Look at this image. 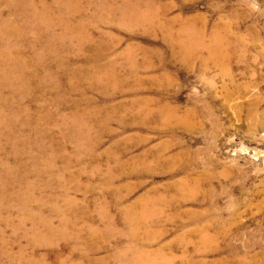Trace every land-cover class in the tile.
I'll return each instance as SVG.
<instances>
[{
  "label": "rangeland",
  "instance_id": "1",
  "mask_svg": "<svg viewBox=\"0 0 264 264\" xmlns=\"http://www.w3.org/2000/svg\"><path fill=\"white\" fill-rule=\"evenodd\" d=\"M157 3L167 7L160 17L193 19L204 46L180 51L181 22L172 40L119 14L90 25L88 50L58 67L65 85L50 83L48 109L63 115L79 104L98 110L99 123L84 143L54 120L44 153L23 156L26 180L0 178V264H264V0ZM95 48L111 78L95 76ZM68 64L83 74L66 78ZM65 220L71 236L38 239L36 230Z\"/></svg>",
  "mask_w": 264,
  "mask_h": 264
},
{
  "label": "bare ground",
  "instance_id": "2",
  "mask_svg": "<svg viewBox=\"0 0 264 264\" xmlns=\"http://www.w3.org/2000/svg\"><path fill=\"white\" fill-rule=\"evenodd\" d=\"M92 7L95 8V10L93 9L94 11H92ZM101 10H103V12H105V16L103 17V19H102V17L100 18ZM160 12H165V14H166L167 13V7L162 6V4L159 5L157 3V0H0V157L4 156L7 158L6 161H4V162L0 161V178L2 179L3 183H5L8 186V183H9V185L10 184L12 185V183H16L19 180L23 181V179H25L20 174L22 168L26 167L25 166V160H26L25 158H27V157L24 158L23 156L26 154H29V155L35 157L34 161H37L36 156H39V153H37V155L34 153L36 156L32 155V151H33L32 149L36 148L41 152L45 151V149L43 150V147H42L43 144L41 145V143L43 141V138L45 136L47 137V131L50 129L49 126H51L50 124H52V122L54 120L61 121L64 124L65 128H67L68 133L70 134V138L76 140V142L77 141H83L84 143L89 142V134H90V131H91L92 126H93L92 124H94L93 123L94 121H97V122L99 121V117H100V116H98L99 111L94 110V109L88 110L87 108H84V107L83 108L81 107L82 108L81 109L79 107V104H75L74 107L71 109V111H68L69 114H63V115L58 114L57 115L56 113H53L54 111L53 112L51 111L52 109L51 110L48 109V101H51V99L48 100L49 98L47 97V94L49 91L48 88L50 87V83H52V81L55 80V78H54L55 73H58L57 72L59 70L58 67L64 68V65H65L64 63H66L68 60H70L69 58H71L73 54H79L83 51L85 52L86 50H88L87 45H89L88 43L91 42V36H90L91 31L89 32V27L92 23L109 22V21L114 20L116 18L115 16L117 14H119L120 15L119 19L121 18V22L126 23V24H129V23L134 24L135 27H136V25L137 26H143V27H144V25H147L149 27V30H150V27H151V29H155V30L158 28L165 29L168 31L167 37L170 40H172L174 34L172 35L173 30H170V28L176 22H181L182 23V30H181L182 31L181 32L182 38H181V40L179 39V41H178L179 46L181 48L180 51H182L183 54L190 56V57H191V55H194L195 53L198 52L199 47L202 46L203 44H201L202 41L200 42L195 37V33L197 30L196 31L194 30V22L192 21L193 19H189V20L187 19V20L183 21L181 16H179V17L174 16V18H167L164 16L160 17V15H159ZM127 26H130V25H127ZM93 27H94V25H93ZM151 32H153V31L151 30ZM154 32H156V31H154ZM175 35H177V34H175ZM168 38H167V40H169ZM216 43H218V41ZM41 48L44 49V51ZM201 49H203V48H201ZM216 51H217V49H216ZM73 57H74V55H73ZM103 57H105V52H101L95 48V52H93L91 57H89L88 59H89V61H90V59L94 60L98 64L99 63L98 61L101 60V58H103ZM188 58L189 57H186V59H188ZM68 65H70V64H68ZM71 65H73V64H71ZM71 65H70V67H71ZM73 66H75V65H73ZM88 67H90V66H88ZM109 67H107V65L104 66V65L98 64L97 69L95 68L93 72L96 76L99 74L97 70H100V71H102V74H101L102 80L108 79V78L112 77V76H110L112 72H109V70H107ZM71 68L66 70V72L64 73L65 74L64 76L66 78H69L73 75L83 74V72L81 73V71H80V67L75 66V67H71ZM84 68H85V66H84ZM64 71H62V72H64ZM66 74H67V76H66ZM108 76H110V77H108ZM83 78H84V76H83ZM89 78L91 79V77H89ZM74 79H76V78H74ZM84 79H86V78H84ZM98 79H99V76H98ZM56 80H57V84H59L60 81L58 82V79H56ZM59 85H60L59 89L61 90V88H63V85H65V84L61 83ZM55 86H57V85H55ZM50 88H52V87H50ZM53 88H54V86H53ZM74 90H76V89H74ZM49 94H52V93L49 92ZM63 94H64V92H63ZM68 97H66V98H68ZM80 100H82V99H80ZM57 101H55V102H57ZM59 101L62 102L61 100H59ZM59 101H58V103H59ZM82 102H84V101H82ZM54 109H56V108H54ZM65 109H67V108L65 107ZM256 115H257V113L251 112L250 118H251V120L253 119L254 122L256 121V123L259 124L260 121L257 119ZM258 118H260V117H258ZM106 120H108V119H106ZM260 120L262 121V119H260ZM62 123H60V124H62ZM54 125H56V124H54ZM255 126H257V125H255ZM97 131H98V128H97ZM97 131H95L96 132L95 134H97ZM57 139H58V137H57ZM70 141H71V139H70ZM50 142H52V140ZM64 142H65V140H64ZM45 145H47V144H45ZM49 146L50 145H48V147ZM30 147H33V148L31 149ZM92 147L93 146H91V148ZM82 149H84V148H82ZM89 149H90V147H89ZM61 150H63V149H61ZM90 152H92V151H90ZM58 153H60V152H58ZM55 156H56V153H55L54 157ZM11 159H14V163H15L14 165H12L11 162H9V160H11ZM40 171L37 170V174L41 173ZM27 172H29V171H27ZM33 186H35V185H33ZM2 188H1V190H3ZM28 188H30V187H28ZM31 188H32V186H31ZM4 189H6V187ZM24 193H25V190L23 189V192L22 191L19 193L16 192L14 197L19 198L21 196V198H22ZM13 194H14V191H13ZM7 195H9V194L7 193ZM9 197H10V195H9ZM33 199H34V197H33ZM67 200H68V198H67ZM103 200H106V199H103ZM30 201H32V200H30ZM68 202H66V203H68ZM66 203H64V205ZM12 206H13V204H12ZM143 207H144V205H143ZM129 208H132V207H130V205H129ZM65 210H67V209H65ZM124 212H126V211H124ZM133 214H134V212H133ZM129 216H130V214H129ZM136 216H134V217H136ZM107 217L108 216H106V218ZM131 222H132V220H131ZM135 222H136V220H135ZM132 224H133V222H132ZM44 226L45 227L43 230L38 229L35 232L38 239H40L42 241H45V242H48V241L50 242V241H54V240L56 241V239H59L61 237L71 236L70 235L71 233H69V221H67V220H65V222H63L60 225H54V223L48 222ZM97 232H99V231H97ZM116 232H118V231H116ZM106 233H107V231H106ZM101 234H102V232H101ZM73 235H75V234H73ZM76 235H77V233H76ZM147 240H148V238H147ZM97 250H101V249L98 248ZM157 250H156V253H159L158 252L159 250L158 251ZM160 251H162V250H160ZM148 252H149V250H148ZM153 252H155V251H153ZM136 254H137V252H136ZM138 254H140V253H138ZM19 256H18V258H19ZM148 256L149 255H147V257ZM23 257H24V255H23ZM98 258H100V259H98L97 261L95 258L93 259L94 264H99V263H102V261L103 262L106 261V256L105 257H98ZM89 260H91V259H89ZM147 262H148V260H147ZM117 264H119V262Z\"/></svg>",
  "mask_w": 264,
  "mask_h": 264
}]
</instances>
